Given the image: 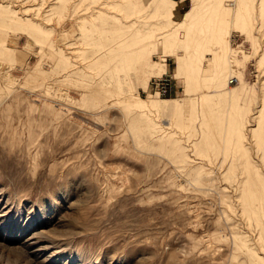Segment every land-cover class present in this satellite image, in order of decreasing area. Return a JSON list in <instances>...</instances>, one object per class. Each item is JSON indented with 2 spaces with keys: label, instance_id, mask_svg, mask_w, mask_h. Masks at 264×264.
<instances>
[{
  "label": "rangeland",
  "instance_id": "374dc122",
  "mask_svg": "<svg viewBox=\"0 0 264 264\" xmlns=\"http://www.w3.org/2000/svg\"><path fill=\"white\" fill-rule=\"evenodd\" d=\"M252 181L264 0H0V264H264Z\"/></svg>",
  "mask_w": 264,
  "mask_h": 264
},
{
  "label": "bare ground",
  "instance_id": "6f19581e",
  "mask_svg": "<svg viewBox=\"0 0 264 264\" xmlns=\"http://www.w3.org/2000/svg\"><path fill=\"white\" fill-rule=\"evenodd\" d=\"M96 13V12H95ZM92 18H93V15H92ZM100 32H102V31H100ZM127 34V33H126ZM108 36V35H107ZM12 37V36H11ZM109 37V36H108ZM107 37V38H108ZM121 37H123L122 35H121ZM112 38V37H111ZM120 38V37H119ZM109 39V38H108ZM117 40H119L118 39V37H117ZM116 42V41H115ZM128 42L129 41H125V40H120V41H117L116 42V46L118 47V46H128ZM101 43V42H100ZM115 44V43H114ZM112 46V45H111ZM226 46V45H225ZM3 48V47H2ZM105 48H107V47H105ZM223 48V47H222ZM110 50V49H109ZM126 51V50H125ZM130 51V50H129ZM133 51V50H132ZM135 51V50H134ZM227 51V50H226ZM225 51V52H226ZM131 52V51H130ZM107 53V52H106ZM132 53V52H131ZM123 54H125V52L123 53ZM127 54L129 55V52L127 51ZM114 55H116V54H114ZM112 56V55H111ZM121 56H123V55H121ZM126 56V55H125ZM130 56V55H129ZM135 56V55H134ZM110 57V56H109ZM119 57V56H118ZM145 57V56H144ZM144 57H143V59H144ZM115 58V57H114ZM120 58V57H119ZM136 58V57H135ZM117 59V58H116ZM129 59H130V57H129ZM129 59H128V61H129ZM121 60V59H120ZM119 60V61H120ZM124 60H126L125 59V57H124ZM139 60V59H138ZM115 62V61H114ZM130 62V61H129ZM135 62V61H134ZM111 63V61H109V64ZM113 63V62H112ZM111 63V64H112ZM125 63L127 64L128 62L127 61H125ZM110 64V65H111ZM133 64V63H132ZM113 65H116V63L115 64H113ZM128 65V64H127ZM136 65V64H135ZM231 65V64H230ZM232 66V65H231ZM111 67V66H110ZM111 69H112V67H111ZM108 70V69H107ZM106 70V71H107ZM231 70V69H230ZM229 70V71H230ZM2 71V70H1ZM108 73H109V71H108ZM110 75H112V74H110ZM3 76H4V74H3ZM10 80V79H9ZM223 83V82H222ZM232 87V86H231ZM225 90V89H224ZM229 90V89H228ZM230 91V90H229ZM229 105V104H228ZM229 109V108H228ZM259 113V112H258ZM257 114V113H256ZM173 115V114H172ZM171 117V116H170ZM176 118V117H175ZM226 118V117H225ZM201 135V134H200ZM224 137V136H223ZM212 139V138H211ZM223 144V143H222ZM178 146V145H177ZM173 148V147H172ZM222 148V147H221ZM183 154V153H182ZM180 155H181V153H180ZM181 157H183V155L181 156ZM186 157V156H185ZM189 164V163H188ZM248 169V168H247ZM191 171V170H190ZM241 178V177H240ZM247 178V177H246ZM245 178V179H246ZM248 179V178H247ZM254 180V179H253ZM242 181V180H241ZM246 181V180H245ZM250 181H251V179H250ZM255 181V180H254ZM253 182V181H252ZM259 182V181H258ZM249 183V182H248ZM256 184H257V182H255ZM248 186V185H247ZM257 186H258V184H257ZM249 187V186H248ZM261 187V186H260ZM259 187V188H260ZM264 188V187H263ZM262 188V189H263ZM256 189H258L256 186H255V184H254V182L252 183V185H250V187L248 188V200H247V198L245 197H243L244 198V200H246V201H249V202H251V199H253V201H254V199H258L262 204H264V189L263 190H259V191H256ZM246 191V190H245ZM254 191V192H253ZM243 193V192H242ZM244 194H245V192H244ZM246 201L244 202V203H246ZM260 202L258 203V204H260ZM252 203V202H251ZM247 205V204H246ZM245 207H247V206H245ZM249 208H250V210L254 213V214H257L258 213V210H260V209H262L263 208V206H258V207H256V205L253 203V205L252 206H249ZM258 209V210H257ZM247 210V209H246ZM264 212V211H263ZM261 214V213H260ZM260 218V217H259ZM258 218V219H259ZM263 218H261V220H262ZM264 220V219H263ZM263 223H264V221H262ZM243 243V242H242Z\"/></svg>",
  "mask_w": 264,
  "mask_h": 264
},
{
  "label": "built area",
  "instance_id": "2783aa9c",
  "mask_svg": "<svg viewBox=\"0 0 264 264\" xmlns=\"http://www.w3.org/2000/svg\"><path fill=\"white\" fill-rule=\"evenodd\" d=\"M150 89L157 93H165L170 86V76L167 72L154 75L149 81Z\"/></svg>",
  "mask_w": 264,
  "mask_h": 264
},
{
  "label": "crops",
  "instance_id": "0c3cea01",
  "mask_svg": "<svg viewBox=\"0 0 264 264\" xmlns=\"http://www.w3.org/2000/svg\"><path fill=\"white\" fill-rule=\"evenodd\" d=\"M176 2H178V0H176Z\"/></svg>",
  "mask_w": 264,
  "mask_h": 264
}]
</instances>
